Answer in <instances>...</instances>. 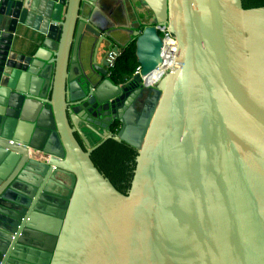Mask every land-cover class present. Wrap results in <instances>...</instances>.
Wrapping results in <instances>:
<instances>
[{
	"label": "water",
	"instance_id": "obj_1",
	"mask_svg": "<svg viewBox=\"0 0 264 264\" xmlns=\"http://www.w3.org/2000/svg\"><path fill=\"white\" fill-rule=\"evenodd\" d=\"M159 26L172 68L115 116L101 55L134 47L142 84ZM109 139L125 193L91 160ZM0 264H264V6L0 0Z\"/></svg>",
	"mask_w": 264,
	"mask_h": 264
},
{
	"label": "trees",
	"instance_id": "obj_2",
	"mask_svg": "<svg viewBox=\"0 0 264 264\" xmlns=\"http://www.w3.org/2000/svg\"><path fill=\"white\" fill-rule=\"evenodd\" d=\"M244 8L264 6V0H242ZM134 47L123 51L117 66L110 76L114 83H123L132 77L138 66ZM136 151L112 139L105 141L93 151L91 160L97 169L104 174L120 192L125 193L129 188L134 169Z\"/></svg>",
	"mask_w": 264,
	"mask_h": 264
},
{
	"label": "built area",
	"instance_id": "obj_3",
	"mask_svg": "<svg viewBox=\"0 0 264 264\" xmlns=\"http://www.w3.org/2000/svg\"><path fill=\"white\" fill-rule=\"evenodd\" d=\"M157 30L160 34L162 47L160 50V56L162 59L161 64L153 71L149 76H141L142 84L149 88L155 86L158 81L165 75V73L170 70L174 62V57L176 53V40L175 38L167 31L166 27L159 26ZM123 50L110 51L106 55V64H107V74L108 76L112 75V72L115 70L118 59L122 55ZM140 67L137 66L132 77L140 74ZM131 77V78H132Z\"/></svg>",
	"mask_w": 264,
	"mask_h": 264
},
{
	"label": "flooded vegetation",
	"instance_id": "obj_4",
	"mask_svg": "<svg viewBox=\"0 0 264 264\" xmlns=\"http://www.w3.org/2000/svg\"><path fill=\"white\" fill-rule=\"evenodd\" d=\"M106 55L107 53H102L101 58L103 57V60L106 59ZM122 87L126 89V92L122 94V98L114 106L113 110L115 116H118L119 112L122 111L123 108H129L131 105H133L139 111L140 107L138 106H141L143 104L145 100L144 98L147 94V87H145L143 84L133 83L131 81V78L123 82ZM133 116V109H129L127 117L132 118ZM113 123L117 124L118 122H116L115 120Z\"/></svg>",
	"mask_w": 264,
	"mask_h": 264
},
{
	"label": "crops",
	"instance_id": "obj_5",
	"mask_svg": "<svg viewBox=\"0 0 264 264\" xmlns=\"http://www.w3.org/2000/svg\"><path fill=\"white\" fill-rule=\"evenodd\" d=\"M102 4H103V6H105V5H107L108 4V2H102ZM142 10H143V8H141Z\"/></svg>",
	"mask_w": 264,
	"mask_h": 264
},
{
	"label": "bare ground",
	"instance_id": "obj_6",
	"mask_svg": "<svg viewBox=\"0 0 264 264\" xmlns=\"http://www.w3.org/2000/svg\"><path fill=\"white\" fill-rule=\"evenodd\" d=\"M176 44H177V42H176Z\"/></svg>",
	"mask_w": 264,
	"mask_h": 264
}]
</instances>
